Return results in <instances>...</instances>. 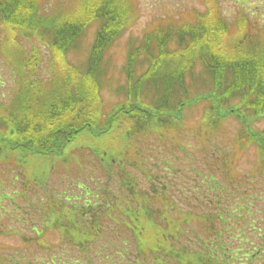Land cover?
I'll return each instance as SVG.
<instances>
[{
	"label": "trees",
	"instance_id": "obj_1",
	"mask_svg": "<svg viewBox=\"0 0 264 264\" xmlns=\"http://www.w3.org/2000/svg\"><path fill=\"white\" fill-rule=\"evenodd\" d=\"M130 2L78 0L69 7L44 14L39 9L41 2L36 0H0L3 32L15 33L14 36L25 34L30 39L44 37L50 48L60 53L80 48L79 40L89 27L95 25L81 68L70 71L53 61L49 63V69L47 66L51 80L45 82L33 72L29 73L34 81L27 82L30 87L21 85L0 122V128L9 130L11 139L14 134L20 141L0 139L5 143L0 147V154L13 151L19 145L30 148L31 151H27L31 154H61L71 137L80 131L92 130L90 123L96 117L91 110L92 99L86 91H100L107 72V52L129 28L134 13ZM245 15L236 21V39L229 37L231 25L226 18L207 7L206 11L189 20L159 24L145 31L136 42H130L123 65V83L114 86L117 95L123 96L124 100L117 102L103 117L100 125L104 123L106 126L93 131L94 135H106L112 126L118 125L122 126L130 142L137 135H154L162 146L183 126L187 108L200 105L201 115L187 132L196 138H205V141L217 135L224 138L225 122L233 121L236 128L232 135V150L225 153L223 143L219 141L218 145L208 143L213 148L199 151L204 153L210 171H195V165L188 164V170L190 166L194 170L188 189L195 193L201 189L208 191L215 198L216 205L214 199L205 194H190V199L198 203L200 198H206L210 205H215L212 211L201 215L193 210V206L185 211L179 209L189 199L183 195L177 201L176 195L172 194L173 189L175 192L180 190L175 189L173 180L180 177L171 175L177 169L171 167L170 153L167 158L160 159L159 163L166 168L159 172L145 167L146 187L138 186L137 181L127 174L129 167L144 165L142 156L123 158L119 160L116 173L121 181L118 189L124 191V195L110 197L101 188V196L99 192L86 193L89 201L70 208L78 212V219L80 216L82 221L75 229L80 235L84 230L101 229L98 221L107 217L115 220L113 216L118 214L119 220L125 219L124 228L130 238L122 239L123 246L114 248L113 254L105 253V247L94 242L97 252L103 250L102 257L95 261L87 254L84 257L78 255L76 259L63 257L61 264H85V261L88 264H251L264 251V232L260 235L259 249L250 252L251 242L242 240V228L234 230L235 236L239 237L233 238L237 242L234 249L230 243L231 235H223L224 225L232 226L233 223L226 219L225 224V211L218 210L230 194L229 185H223L216 178L220 169L228 172L233 157L250 152V147L255 151L256 161L264 165V27L248 33L245 31ZM19 62L25 70L22 57ZM29 68L27 66V72ZM36 81L43 84L38 85ZM168 146L191 157L192 153L183 145ZM113 154L108 162L109 175L113 171L112 164H117L116 159L121 155L119 151ZM155 167L161 166L157 164ZM221 174L223 181L230 184L228 173L226 176ZM239 203L245 205L235 207L230 213L225 212L237 224L242 223L243 216L253 214L250 203L246 200ZM245 206H249L248 213ZM192 222L199 228L204 227L205 235L210 234L211 241L195 232ZM81 226L86 228L80 230ZM186 228L190 229L189 237ZM62 235L73 239L67 229H63ZM77 245L82 251L87 246L83 241ZM122 258L123 262H120Z\"/></svg>",
	"mask_w": 264,
	"mask_h": 264
},
{
	"label": "rangeland",
	"instance_id": "obj_2",
	"mask_svg": "<svg viewBox=\"0 0 264 264\" xmlns=\"http://www.w3.org/2000/svg\"><path fill=\"white\" fill-rule=\"evenodd\" d=\"M36 1L38 3L41 2V8L39 4L40 11L44 14H52L61 9V7L73 5L78 0ZM130 6L134 13L129 23V28L119 39L112 43L107 52V72L102 86L99 87V93L86 91L92 99L91 110L96 117L94 122L90 123L92 130L86 129L71 137L70 144L67 143L62 155L32 156L27 151H31L30 148L25 149V147L19 145L11 151L12 153L8 152V154L0 158V264H38L36 259L48 260L51 257H55L56 260H59L67 254L76 256L78 249L71 243H66L60 239L59 234L54 230H46V233H43L45 237L41 238L39 243L35 242L33 240L35 236L31 233V226L40 225L46 216L48 223L59 221L57 218L59 214L56 209L61 211L62 215H66L63 221L68 217L75 224L74 212L71 213L70 210H67L68 208H64L69 206L66 205L70 199L69 194H59L66 189L75 191V194L83 193L79 192L83 185L82 181L87 182L91 179L84 184V188L90 187L89 190L93 193L99 192L100 196L101 188L105 189V194L110 197L116 194L124 195V191L120 194V189H118L121 181L116 172H118L117 165L120 166L119 160L126 157L132 159L137 155L142 156L141 161L144 165L129 167L128 170L130 172L127 170V174L132 176L140 186L146 187L147 180L142 173L146 171L145 167L151 168L154 172L161 170L164 165L159 163V160L167 158V153H170L171 159H173L170 161L171 167L177 169L173 175L180 177L173 179L175 189L180 190L175 192L173 189L172 194L176 195L177 201H180L179 196L183 195L189 199L187 202L185 201V205H180L179 209L185 211L193 206L201 215H207L208 212L212 211L213 204L209 205L207 201L203 202L202 199H199L201 202L195 203L190 199V194H203L204 191L201 189L198 193H195L188 189L190 186L188 183L194 177V170L192 166L188 170V164L195 165V171L199 169L210 171L206 165L207 160L203 158L204 153L199 151H208L213 148L208 143L218 145L219 141V143H223L225 153L232 150V135L236 128L232 124L233 121L228 120L225 122L222 134L224 138L217 135L211 138L210 141H205V138L199 139L187 132L189 127L201 115L200 105L187 108L183 117V126H180L179 131L174 136H170L162 146H160L161 142L154 135H137V138L130 142L128 137L124 135L122 126L118 127V125L112 126L111 132H107L106 135H93V131L98 127L106 126V124L103 126L104 123L100 125L103 122V117L110 113L111 108L117 102L124 100L123 96L117 95L116 87L114 86L123 83V65L130 42H136L145 31L159 24L189 20L194 15L206 11L207 7L215 9L226 18L231 25L229 37L236 39V21L245 14V31L252 33L257 27H264V0H213V2L211 0H131ZM239 16L240 18H238ZM94 30L95 25L89 27L82 39L79 40L80 48L69 49L66 54L50 48L48 39L44 37L39 36L35 37V39H30L25 34L17 33L14 36L15 33L8 31L9 34H6V31L0 30V52L7 49L9 54H6V52L0 54L1 57L3 56L7 60L5 62L0 57V117L7 114L5 110L10 107L17 90L22 87L21 85L27 84L28 81L33 79L29 73L33 72L34 76L45 82V80H51L50 70L48 71V69L50 68L49 63H53V61L70 71H76L77 68H81L80 66H82L84 57L90 47ZM17 56L22 57L25 70L19 66L20 62L17 60V58L19 59ZM27 66L30 67L28 72ZM11 68L19 72L17 82L13 75L14 71ZM36 83L38 85L43 84L37 81ZM97 117L99 118L97 119ZM12 135L14 139H11L9 130L4 131L0 128V139L6 140L9 138L12 142L20 141L18 135ZM4 144L0 140L1 148ZM168 145H183L187 151L189 150L188 152L192 153L191 157H187V155L176 148L172 150ZM118 150L121 155H119V159H116L117 164H112L111 169L113 171L109 175L107 173L109 172L107 161ZM249 150L250 152L246 154H237V156L233 157L234 160L231 162L228 172L221 171L219 168L220 172L217 173L216 178L223 185H229L230 194L225 206L220 205L218 210L225 211L229 205L234 203L238 206L244 204L239 203L240 200L248 201L252 206V210L260 212L263 217V221H256L254 224L251 221L248 222L249 230L257 235L262 233L264 229V227H261V231L256 230V226L264 225V165L259 163L258 160L256 161L254 149L250 147ZM174 155L176 156L174 157ZM62 160L65 162H61ZM217 161H219V158ZM157 164L161 166L160 169L155 168ZM113 165L115 166L113 167ZM221 172L225 176L228 173L230 177L228 181L231 185L223 181L224 177ZM181 175L183 176L181 177ZM77 180L81 182L77 183V188H75L74 185ZM204 194L213 198L211 194ZM79 198L82 201V196ZM213 199L214 204H216L215 198ZM13 201H15V205ZM126 202L129 203V200ZM182 203L184 202L182 201ZM113 217L118 218V214ZM224 217L226 220L227 214ZM101 222V227L103 228L100 229V236L96 241L105 247V253L112 254L113 248L116 249L123 246L121 240L128 238V233L124 226H116L113 223V219H102ZM231 222L232 219L230 220ZM48 223L44 224L43 229L48 227ZM192 226L195 232L199 234L204 232V227L199 228L197 224H192ZM241 227L239 223H236L233 230ZM32 230L36 236L40 235V229L33 228ZM187 232L190 233L189 228ZM68 233L77 235L79 232L75 229H68ZM246 234L249 235L248 232L244 231L242 237L244 238ZM21 235L29 236L28 245L23 244L22 239H20ZM207 237L209 238V236ZM244 239L246 240V238ZM252 240L256 242L255 247L260 246L259 240ZM90 242H95V239L90 240ZM233 244L235 245L236 243ZM89 247L90 255H93L94 251V261L102 257L103 250L97 252L94 245L90 246L89 244ZM10 256H13V263L8 261ZM22 258L27 260L22 261ZM120 262H123V258L120 259ZM252 263L264 264V255L259 256ZM85 264H88V262L85 261Z\"/></svg>",
	"mask_w": 264,
	"mask_h": 264
}]
</instances>
